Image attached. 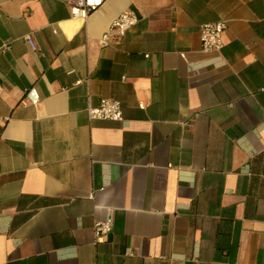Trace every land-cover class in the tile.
I'll use <instances>...</instances> for the list:
<instances>
[{
    "label": "crops",
    "instance_id": "obj_1",
    "mask_svg": "<svg viewBox=\"0 0 264 264\" xmlns=\"http://www.w3.org/2000/svg\"><path fill=\"white\" fill-rule=\"evenodd\" d=\"M0 264H264V0H0Z\"/></svg>",
    "mask_w": 264,
    "mask_h": 264
},
{
    "label": "built area",
    "instance_id": "obj_2",
    "mask_svg": "<svg viewBox=\"0 0 264 264\" xmlns=\"http://www.w3.org/2000/svg\"><path fill=\"white\" fill-rule=\"evenodd\" d=\"M106 0H67L70 6V15L75 20H85L89 14L100 8ZM138 22V18L134 13L122 12L117 15L110 23L108 29L103 32L99 38L101 47H107L114 38H122L127 31ZM227 28L226 21H215L204 23L201 27V50L205 53L218 52L223 46V34ZM26 40L32 49L36 45L30 35L26 36ZM40 102V95L36 87H29L19 101L22 107L37 106ZM139 108H144V103L138 104ZM87 116L89 120H107L122 121L123 112L121 103L118 100L103 98L97 105L88 103ZM101 190V189H99ZM94 196V191L91 197ZM112 230V219L107 218L101 221H95L93 231L95 241L100 242Z\"/></svg>",
    "mask_w": 264,
    "mask_h": 264
}]
</instances>
